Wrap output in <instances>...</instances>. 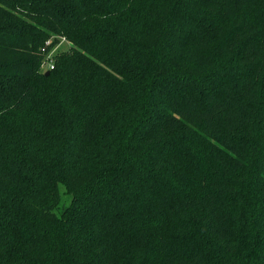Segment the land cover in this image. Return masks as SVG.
Masks as SVG:
<instances>
[{"label":"trees","instance_id":"16d2710c","mask_svg":"<svg viewBox=\"0 0 264 264\" xmlns=\"http://www.w3.org/2000/svg\"><path fill=\"white\" fill-rule=\"evenodd\" d=\"M0 264H264V0H0Z\"/></svg>","mask_w":264,"mask_h":264},{"label":"rangeland","instance_id":"374dc122","mask_svg":"<svg viewBox=\"0 0 264 264\" xmlns=\"http://www.w3.org/2000/svg\"><path fill=\"white\" fill-rule=\"evenodd\" d=\"M70 48V44L64 40L61 39V41L55 45L53 47V49L47 54L45 55V60L42 64V69H45L49 66V64H54V60L56 58V56L61 53L62 51H66ZM42 52L46 53L45 49H42ZM48 61V63H47ZM64 191V190H63ZM62 201L64 202V206L67 205V203L69 202V195L68 194H64L62 197Z\"/></svg>","mask_w":264,"mask_h":264},{"label":"built area","instance_id":"2783aa9c","mask_svg":"<svg viewBox=\"0 0 264 264\" xmlns=\"http://www.w3.org/2000/svg\"><path fill=\"white\" fill-rule=\"evenodd\" d=\"M54 67V65H51V68H53Z\"/></svg>","mask_w":264,"mask_h":264},{"label":"water","instance_id":"95a60500","mask_svg":"<svg viewBox=\"0 0 264 264\" xmlns=\"http://www.w3.org/2000/svg\"><path fill=\"white\" fill-rule=\"evenodd\" d=\"M46 74H49V71H47Z\"/></svg>","mask_w":264,"mask_h":264}]
</instances>
